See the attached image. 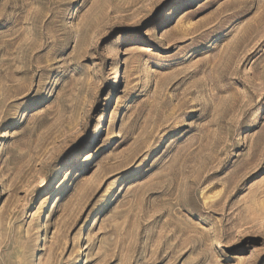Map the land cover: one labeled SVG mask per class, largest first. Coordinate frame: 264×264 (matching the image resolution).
Instances as JSON below:
<instances>
[{
  "label": "rangeland",
  "instance_id": "1",
  "mask_svg": "<svg viewBox=\"0 0 264 264\" xmlns=\"http://www.w3.org/2000/svg\"><path fill=\"white\" fill-rule=\"evenodd\" d=\"M0 264H264V0H0Z\"/></svg>",
  "mask_w": 264,
  "mask_h": 264
},
{
  "label": "bare ground",
  "instance_id": "2",
  "mask_svg": "<svg viewBox=\"0 0 264 264\" xmlns=\"http://www.w3.org/2000/svg\"><path fill=\"white\" fill-rule=\"evenodd\" d=\"M125 177H127L126 175H125ZM117 192V191H116ZM116 192L114 193V195L112 196V198L110 199V201L109 202H111V200L113 199V197L115 196V194H116ZM108 204V203H107ZM96 212H98L99 210H95Z\"/></svg>",
  "mask_w": 264,
  "mask_h": 264
}]
</instances>
